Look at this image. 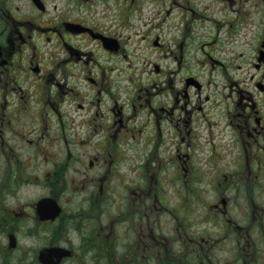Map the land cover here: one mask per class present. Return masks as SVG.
<instances>
[{"label":"flooded vegetation","instance_id":"af4514ba","mask_svg":"<svg viewBox=\"0 0 264 264\" xmlns=\"http://www.w3.org/2000/svg\"><path fill=\"white\" fill-rule=\"evenodd\" d=\"M144 1L159 8L150 28ZM129 28L156 30L177 68L187 37L252 47L225 59L241 62L226 77L222 115L213 119L201 78L155 62L161 93L120 104L119 59L134 64ZM221 132L232 166L212 141ZM159 192H176L175 208ZM196 192L215 198L190 225L176 212ZM262 196L264 0H0V264H264ZM203 224H218V238Z\"/></svg>","mask_w":264,"mask_h":264},{"label":"rangeland","instance_id":"374dc122","mask_svg":"<svg viewBox=\"0 0 264 264\" xmlns=\"http://www.w3.org/2000/svg\"><path fill=\"white\" fill-rule=\"evenodd\" d=\"M147 2H143V4L141 5L143 8L144 13H146L147 16V21L144 23V25L147 28H150V25L155 21V18H159L160 17V13H159V8L157 7L156 4H146ZM205 3H202L200 5L201 10H204L203 6ZM152 8V10H150ZM151 13V18L149 17L148 13ZM161 25V24H160ZM141 30L144 31V27L143 29L141 28ZM126 32L130 33L132 35V37L130 38L131 42L134 44L135 48L132 51V55L129 56V58L127 60L133 61L134 64L130 66V68H128L129 66L126 64L125 59L120 58L119 60V67L117 68V70L120 71V73L117 76V80H116V87L119 89L118 91V96L120 97V102L123 103L124 101L129 100L132 97H136V95L139 92L144 93H148V94H152L155 91L158 92L159 94L161 93L160 87H161V82H162V72H156L155 71V66H153L154 62L156 64H159L161 68H166L168 66V70L170 72V76L175 77L174 74L171 73V69L172 68H176L178 70V73L176 74L177 78H180L182 76H186L188 73H191L199 78L202 79L203 83L205 85H203V89H202V94H208L210 96V101L209 104L210 106H212L210 109L211 111H213V119L218 118V116L222 115V109L224 108L223 103L226 99V92H227V88H226V77L229 74H233L234 72L237 71V66H239L241 61H236L233 64V67H231L226 61V58L229 57H233L232 52H230V50L233 47L234 42L232 41H226L225 37H220V39H224V42H219L217 41L216 44H218L217 46L213 47L211 46V48H207L205 45V41L206 40H211V37H206L204 36V38L202 36H196L193 38H189L187 37L185 39V43L188 40V44L185 46V44L183 45V55H184V60L181 64L180 67L177 68L176 66V61L175 60H170L167 62L164 58H162L163 56V48L160 47H156L153 43L154 39H155V31H151L148 33L147 32H143V31H139L138 29L135 31L131 28L126 29ZM150 31V30H149ZM197 33V32H196ZM194 33V35L196 34ZM161 39L163 40L164 44L169 42V35L166 34L164 32L163 37H161ZM177 39V38H176ZM245 38H242V41H244ZM251 37L249 38V41H251ZM214 44V45H216ZM48 45V43L46 44ZM168 45H170V42L168 43ZM207 48V49H206ZM237 48V50H246L247 48V54H252L253 53V49L252 47L249 49L248 46H238V44H236V46L233 47V50ZM205 50L208 51L205 52ZM181 51L178 53L180 54ZM214 58L220 59L222 61V64H220L219 62L215 61ZM171 62V64H170ZM130 69V71H129ZM130 73H128V71ZM133 82H135L136 84H133ZM139 88H142L141 91H139ZM146 88H149V90H147ZM160 95H152V97L154 98H158ZM161 97V96H160ZM142 118L140 116V114L138 115V119ZM218 125H217V129L221 130L223 128V122L218 120ZM146 133L148 134H152V132L148 129L145 130ZM206 134L203 133L202 129L200 130V133L198 134L199 136V141L201 142H206L208 141L207 138H205ZM226 134L224 132L218 133L216 135L215 138H213V143L216 144L217 146V150L222 154L224 153V160L221 161V164H228L230 166H232V164L228 161L229 156L227 154H229L230 149L227 147V145H225V141L226 139ZM125 147H127L126 144H124ZM80 150H82L84 153L87 150H90L88 148H84L81 147ZM79 150V152H80ZM124 151L126 152V156L125 157H134L132 152L128 149H124ZM157 156H159L158 153V148H153L152 150ZM203 153L207 154V150L206 148L203 149L202 155ZM128 158H126L125 160H123L120 164V172L122 174V176H120L121 179V190H123L125 187L123 186V182L126 178H128L129 176H124V173H132L131 170H128ZM141 167V166H140ZM139 167V168H140ZM120 174V173H119ZM165 177V175H163ZM164 177H161V181H160V186L162 188H166L167 184L165 183ZM222 181V180H221ZM219 185V183L217 184ZM122 193V198L124 194H129V192H121ZM157 193V192H156ZM161 193V195H166V201L165 204H167L168 208L172 209L175 208V202H176V197H175V193L176 192H159ZM231 193L234 192H226L227 195H230ZM185 194V193H184ZM194 194V196H191L189 198V200H187L186 202V207L183 208L182 210H178L176 213L179 214V216L184 217L186 222L191 224H194L195 222L197 223L198 221V216L197 214L199 213L200 210H202V206L204 204H207L209 201H211L212 199L215 198V194L214 192H196V193H191ZM187 195V193H186ZM262 200H264V196H262ZM243 200L242 199H238L236 201V204L241 203ZM178 205L181 206L183 205V203L181 201H179L178 199ZM184 206V205H183ZM181 209V208H180ZM235 212V211H234ZM172 214V213H171ZM236 214V213H235ZM162 215V220H161V224L163 226H172L173 225V219L170 215L165 214L163 216ZM172 216L175 218V216L172 214ZM178 217L175 218V224L178 223L182 218ZM206 225V226H205ZM205 226V227H204ZM208 226V228H207ZM219 225H215V226H209V224H203L202 226H200V230H201V234H209L210 232L214 233L213 231H211V227L216 231V234L214 233V235H216V237L218 235H220V232H218V227ZM204 227V228H203ZM197 228V225L192 229L195 230ZM203 228V229H201ZM211 229V230H210ZM192 230H189V232L191 233ZM158 231V230H157ZM200 234V235H201ZM178 235V234H177ZM218 238V237H217ZM228 244V241L223 240V244ZM224 246V245H223ZM28 249L29 251L33 250L34 245H21L20 246V250L22 249ZM177 248V246L175 247ZM177 250V249H175ZM220 250H226V246H224V249H219L217 252H220ZM177 251H175L176 253ZM227 252V250H226ZM226 252H224L226 254ZM177 264V263H174ZM178 264H183V259L178 261Z\"/></svg>","mask_w":264,"mask_h":264}]
</instances>
